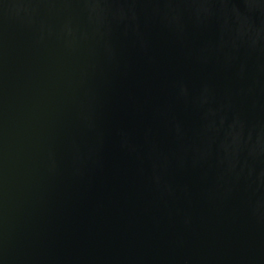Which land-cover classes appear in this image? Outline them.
Segmentation results:
<instances>
[{"label":"water","instance_id":"1","mask_svg":"<svg viewBox=\"0 0 264 264\" xmlns=\"http://www.w3.org/2000/svg\"><path fill=\"white\" fill-rule=\"evenodd\" d=\"M0 264H264V0H0Z\"/></svg>","mask_w":264,"mask_h":264}]
</instances>
